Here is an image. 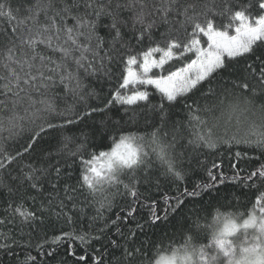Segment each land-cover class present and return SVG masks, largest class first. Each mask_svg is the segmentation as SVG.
Masks as SVG:
<instances>
[{
    "label": "snow or ice",
    "instance_id": "snow-or-ice-1",
    "mask_svg": "<svg viewBox=\"0 0 264 264\" xmlns=\"http://www.w3.org/2000/svg\"><path fill=\"white\" fill-rule=\"evenodd\" d=\"M25 11L27 15L17 18L10 6L5 11V5L0 4V16L16 20V26L12 28L15 38H7L8 47L2 58L6 75H0V96L4 97L0 105L5 109L11 105L10 114L0 117V189H6L8 196L22 197L14 209L9 200L5 212L13 219L5 215L0 218V226L14 224V218L19 216L21 232L25 226L35 229L44 225L45 213L55 218L53 226L61 220L71 225L83 216L85 208L94 207L95 215L89 217L90 231L61 230L59 235L52 237V243L58 244L63 240L79 241L82 245H90L93 241L101 243L102 248L111 250L113 254L109 264H264V192L257 197L258 207L250 210L242 222L237 214L217 209L212 223L207 226L211 229V239L207 244H196V237L191 234L201 227L198 216L189 225V234L182 244L170 251L157 249L154 259L147 255L150 242L140 239L141 234L147 235L144 231L146 228L155 227L161 221L167 222L176 215L188 223L189 218L185 213L199 212L200 209L196 207L195 199L192 200V208H186L189 201L185 198L202 200L204 195L211 194L212 189H216L219 195L217 184H224L228 179L221 172L218 181L209 170V182L197 184L191 191L187 187L179 191L180 183L186 177L185 169L174 154L180 127L176 125L171 129V142L166 139L169 133L161 136V130L169 115L168 109L199 90L203 84L210 83L216 75L228 73L230 65L241 58L253 56L259 61L258 68L249 64L247 69L264 91V50L257 54L258 49H264V0H250L249 4L243 6L233 0H222L219 5L215 0L211 5H201L197 0L186 3L181 0H34ZM41 14L44 23L39 20ZM69 19L73 23L69 24ZM161 27L165 31L160 32V39L156 40L154 34ZM25 29L31 35H25ZM101 29L110 40L100 35ZM61 35L64 37L63 43H57ZM145 40L150 46L133 54L134 49ZM105 43H108V48H104ZM38 45H45L53 53H60V59L42 54ZM101 50L104 51L103 56L99 55ZM74 52H79V56H73ZM86 53H91L93 60L100 61L99 67L88 60ZM69 59L74 60L75 71L68 70ZM178 61L186 62L174 70H168L166 66ZM120 63L125 65L122 82L104 107L89 108L79 114L57 112L53 91L58 83L64 86L66 92L71 91L74 97L84 100L81 94L84 84L79 70L82 69L85 75L100 72L110 78L112 69L108 65ZM136 65L138 70L134 67ZM154 69L159 70L160 74H153ZM140 85L153 86L160 96V102L151 103L147 90H133L130 94L121 92L129 86ZM237 86L250 88L247 82ZM251 91L255 93L257 88L252 87ZM209 92H213L211 86ZM33 93L41 95L42 99H33ZM25 101L29 108L37 103L42 108L31 113L30 121L34 127L27 129L30 138L26 146L21 145V150H13V154L7 150L6 144L26 130L23 123L25 117L17 112V107ZM114 102L120 104L124 108V115L128 116L123 123L113 121L110 113ZM230 109L240 114H252L253 119L243 136L232 135L224 139L214 136L211 129L202 134L199 128L206 121L190 113V121L195 122L197 130L193 132L189 144L214 149L221 142L243 143L254 146L252 150L258 149L264 155V103L253 110L252 100L244 97L243 101L230 104ZM25 112H28V108H25ZM41 112L58 115L62 122L51 123L38 116ZM94 116L101 119L96 121ZM140 117H144L146 123L149 117L153 121L157 118L160 121L148 134L147 141L144 134L124 131L125 126L130 122L137 123ZM38 118L42 119V123H36ZM88 120L92 123L85 124L87 131L80 129L69 133V128L79 129ZM117 131L120 132L119 139L114 140L110 150L100 151L90 160L81 159L88 167L73 185L69 172L72 165L66 161L61 163L59 157L64 155L67 159L79 155L86 147L89 136L103 140L109 133ZM45 136H50L55 143L45 141ZM77 139L81 141L79 144H76ZM73 144L75 149L70 148ZM146 147L151 148L163 168L160 176L153 177L151 173L152 164ZM236 155L240 156L241 153L237 152ZM25 156L32 162L21 163L20 175L12 177L19 182L14 189L4 181L3 173L9 170L11 176V166L23 161ZM37 164L40 166L37 167ZM215 167L217 165L214 164ZM141 169L142 174L137 175ZM125 172L132 174L130 183L120 179ZM161 177L177 188L174 196L163 198V215L157 201L139 191L140 187L152 185L153 179L155 186L159 187ZM254 178L264 187V164L246 177L241 178L239 173L232 177L233 180L243 179L246 182ZM121 184L124 192H120ZM249 186L255 187V184ZM46 187L49 189L47 192ZM109 188H116L117 191L110 192ZM29 192L35 195H28ZM116 195L130 196L131 201L125 204L126 215L110 219L104 212L112 209ZM37 196L42 202L36 211L24 207V199H31L35 203ZM138 204L148 209L147 217L143 222L135 221L132 227H126L127 223L132 222ZM97 221L102 222L103 227L93 235ZM241 230L244 239L236 245L230 238ZM0 237L5 240L10 238L9 233H0ZM12 242L17 243L14 238ZM36 247L43 249L44 243L36 244ZM0 250L13 255L9 244L0 243ZM55 252L56 249H53L42 254L54 256ZM69 253L74 255L71 247ZM115 253H119V256ZM85 259L83 255L79 257L80 261ZM35 260L29 254L21 264H28L29 261L35 264ZM93 261L94 264H103V257H93Z\"/></svg>",
    "mask_w": 264,
    "mask_h": 264
},
{
    "label": "trees",
    "instance_id": "trees-1",
    "mask_svg": "<svg viewBox=\"0 0 264 264\" xmlns=\"http://www.w3.org/2000/svg\"><path fill=\"white\" fill-rule=\"evenodd\" d=\"M34 0H0V4L5 5V11L10 6L13 10V13L17 18H23L27 15L25 8L30 6ZM182 3L191 2V0H181ZM201 5L207 3L211 5L212 0H197ZM234 3H237L240 6L247 5L250 3V0H233ZM216 4H221L222 0H215ZM59 6V4L57 5ZM19 9V11H17ZM51 14V13H49ZM256 14V13H254ZM171 19V17H170ZM179 19V17H177ZM41 23L45 22L43 14L39 16ZM227 22V21H225ZM69 24L73 23L71 19L68 21ZM16 26V20H9L6 16H0V75H6V71L3 68V55L7 50V38H15L12 33V28ZM177 26L178 25H174ZM165 31L161 27L158 31L155 32V39L159 40V33ZM188 31H191V27L188 28ZM25 35H31L27 32V29L24 31ZM100 35L105 36L106 40H110V37H107L104 30H100ZM183 35V32H181ZM64 37L61 35L60 41L57 43H63ZM83 42V40L81 41ZM150 46L148 41L142 45L137 46L134 49L133 54H137L141 51L147 49ZM104 48H108V43H105ZM38 50L42 54L47 56H52L53 59L59 60L61 54L53 53L51 49L47 48L45 45H38ZM264 49H258L259 51ZM19 53V49H17ZM88 57L89 61H92L97 67H99L100 61L98 59L93 60L91 53L85 54ZM100 56L104 55V51L101 50L99 53ZM73 56H79V52H74ZM158 58V56H157ZM191 57L189 56L188 59ZM186 62H173L166 66L168 70H174L176 67L182 66ZM253 64L255 67H259V61L255 57L250 56L248 58H241L237 62L230 65V71L228 73H220L216 75L210 83L203 84L199 90H196L189 94L187 98H183L177 103L174 107L168 109L169 115L166 119L164 128L161 130V136L165 132H168L167 141H172L171 129L179 125L180 135L177 137L176 147L174 149V154L177 156V159L182 164L183 168L186 171V177L183 182L180 183L179 191H183L185 187L191 191L197 184L207 183L210 180L208 176L209 170L212 171L213 175L217 177L219 181L220 173L223 172L228 179L224 184H217L219 188V195H217L216 189L211 190L210 195H204L203 199L199 198H185L189 202L186 204V208H192V200L195 199L196 207L200 209L199 212L185 213L187 216L188 223H184L183 219L176 215L171 220L164 222H158L155 227L146 228L144 231L147 233L140 235L141 240L150 242L148 244L147 255L149 258H155L157 249L161 251H170L173 247H178L183 243L186 235H188L189 225L192 224V221L198 216L199 223L201 227L198 231H193L191 234L196 237V244H207L211 239V229L207 227L212 223L213 217L216 215L217 209L221 212H231L237 214L242 219L247 218V213L257 208L256 200L262 192H264V187L261 186L259 180L255 179L251 182H246L243 179L233 180L232 177L239 173L240 177H246L252 171L259 168L264 164V155L261 154L260 150H252L254 146L247 144H236V143H218L217 147L214 149H208L202 146L191 145L189 140L192 138V134L196 131V126L194 121H190V113L195 116H199L201 119L206 121L205 125H201L199 130L206 132L208 129H211L212 133L216 137H221L227 139V137L236 135L243 136L247 131L249 122L253 119L251 112L240 114L238 112H232L230 109V104L236 101H243L244 97H248L252 100V108L255 110L256 106L264 103V91L259 87V82L251 75V71L247 69V65ZM67 66L69 71H75L76 66L74 60H67ZM108 67L112 69L111 77L103 75L98 72L95 75H85L83 70H79V76L82 79L84 88L82 90V95L85 99L80 100L78 97H74L71 91L66 92L62 84H57L54 91V103L56 105L57 112H75L79 114L82 111H86L89 108L104 107L110 99H112V93L119 88V84L122 82V75L124 72L125 65L120 64H109ZM138 69V65L134 66ZM153 74L159 75V70L154 69ZM166 74V73H165ZM244 82L249 83L250 88L244 89L237 86L238 84H243ZM213 89V92H209V87ZM252 87H256L257 91L253 93L251 91ZM133 90H147L151 96V103L158 104L160 102V96L156 92L153 86H129L128 89L121 90L122 94H130ZM89 93H92L89 95ZM33 99L39 101L42 99L41 95L33 93ZM4 99L3 96H0V100ZM167 107V106H166ZM243 107V104H241ZM25 108H28V112H25ZM37 108H42V105L37 103L35 106L29 108L27 102L25 101L22 105L17 107V112L20 116L25 117L23 123L25 131L14 140L8 141L6 148L8 151L21 150V145L26 146V141L30 138V133L27 129L33 128L34 125L30 121L31 113ZM111 116L113 121H120L123 123L124 120L128 119V116L124 115V108L118 104L113 103L111 106ZM11 105H8V108L5 109L3 105H0V117H7L10 114ZM131 115V113H129ZM41 118H46L51 123H60L62 118L55 114H48L41 112L38 114ZM94 120L99 121L100 116H94ZM36 123H42V119L38 118ZM92 121H85L84 124L77 128H69V133L78 132L80 129H85V124H91ZM160 121L157 118L156 120H151L148 118V122H145L144 117H140L137 123H129L125 126L124 131H133L140 134H144L146 141L149 139L148 134L151 133L153 128L159 124ZM120 132L109 133L103 140L99 137L93 138L89 136V139L86 142V147L82 152L72 158H67L62 155L59 157L61 163L71 164L72 167L69 169L71 174V183L75 185L82 176L84 170L88 167L85 163L81 162L83 160H90L92 155H99L100 151H108L112 147L114 140L119 139ZM45 141H51L50 136L44 137ZM81 141L76 140V144H79ZM39 148V145L37 146ZM70 148L75 149V144L70 145ZM145 151L149 152V161L152 164L151 173L153 177L160 176V173L163 171V168L160 165V162L152 154L151 148L146 147ZM241 153L240 156H237L236 153ZM32 161L25 156L23 161H17L11 166L10 176L8 174L9 170H5L3 173V179L11 187L16 189L18 187V181L12 179L13 176L20 175V165L21 163H31ZM217 167L213 168V165ZM235 165L236 167H231ZM37 167L40 165L37 164ZM27 171V169H25ZM143 169L140 170L137 175L142 174ZM131 173L125 172L121 175L120 179L124 183L131 182ZM255 184V187H250L249 185ZM120 192H124L123 185L119 186ZM49 189L46 187L45 191ZM22 191V190H21ZM110 192H116V188H109ZM139 191L145 196H149L151 199L157 201V204L160 208V214L163 215L164 209V197L165 196H174L177 193V188L174 185H170L164 181L161 177V183L159 187L155 186V179H153L152 185H145L140 187ZM86 194V188H85ZM28 195H35L34 192H29ZM22 197L20 195L8 196L6 189H0V218H3L5 215L9 216V219L13 217L5 212V209L8 207L9 200L12 201L13 209L16 207ZM83 200V196L80 197ZM91 199V197H89ZM143 196H141V201ZM131 197H125L123 195H116L113 201L112 209L105 210L104 215L110 219H115L117 215H126L127 209L125 204L130 203ZM41 198L36 197V202L34 203L31 199H24V207L31 211H36L39 208L41 203ZM174 203V201H173ZM71 207V205H69ZM148 209L146 207L137 205V211L135 212L132 222L127 223L126 227H132L135 221L143 222V219L147 217ZM258 214V212H257ZM45 215L44 225L38 226L35 229L25 226L23 231L19 230L20 217L16 216L14 224H7L5 226H0V233H9L10 238L5 240L3 237H0V243H6L11 245L13 250V255H7L3 250H0V264H21V262L26 260V257L30 254L36 258L35 264H94L93 257H103V264H109L112 260L111 250H105L101 247V243L95 241L91 242L90 245H82L79 241L75 240H63L58 244L52 243V237L59 235L61 230L71 231H90L89 229V217L95 215V208L89 207L84 209V214L81 218L77 220L76 223L69 225L66 220H61L53 226L54 217H50L47 213ZM103 227L102 222H95L94 231L92 234H97L98 230ZM10 230V231H9ZM115 229H113V234ZM13 238L17 241L16 244H13ZM244 238V232L241 230L235 236L230 239L234 241ZM44 243L43 249L36 247V244ZM69 247L74 253H69ZM53 249H56L54 256L43 255V252H51ZM85 256V261H80V256ZM116 256H119V253H115ZM28 264H32L31 261Z\"/></svg>",
    "mask_w": 264,
    "mask_h": 264
},
{
    "label": "rangeland",
    "instance_id": "rangeland-1",
    "mask_svg": "<svg viewBox=\"0 0 264 264\" xmlns=\"http://www.w3.org/2000/svg\"><path fill=\"white\" fill-rule=\"evenodd\" d=\"M137 70H138V69H137ZM243 239H244V238H242V239H238V240L234 241V244L239 245V244L242 242Z\"/></svg>",
    "mask_w": 264,
    "mask_h": 264
}]
</instances>
